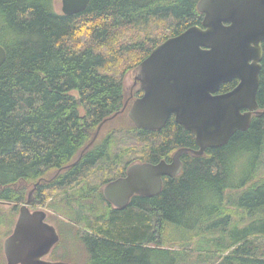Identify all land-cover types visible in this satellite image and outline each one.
<instances>
[{
  "label": "trees",
  "instance_id": "16d2710c",
  "mask_svg": "<svg viewBox=\"0 0 264 264\" xmlns=\"http://www.w3.org/2000/svg\"><path fill=\"white\" fill-rule=\"evenodd\" d=\"M54 1L0 0V203H21L29 185L33 205L54 194L50 207L85 228L86 264H180L190 255L264 264V113L224 146L183 153L157 195H134L123 209L87 179L106 183L132 163L197 149L173 117L160 130L137 128L125 104L142 90L127 91L124 80L156 45L201 24L199 0H90L73 15ZM122 115L128 123L111 124Z\"/></svg>",
  "mask_w": 264,
  "mask_h": 264
},
{
  "label": "water",
  "instance_id": "95a60500",
  "mask_svg": "<svg viewBox=\"0 0 264 264\" xmlns=\"http://www.w3.org/2000/svg\"><path fill=\"white\" fill-rule=\"evenodd\" d=\"M90 0H61V13L84 11ZM201 24L186 28L156 45L137 67L135 79L142 94L128 108L140 129L160 130L173 117L194 136L197 149L180 148L170 162L129 165L124 176L109 181L104 197L116 208L127 207L134 195L152 197L163 179L180 173V156L202 155L224 146L237 131L248 129L253 115H261L256 94L260 83L264 41V0H199ZM6 59L0 45V66ZM237 80L228 92H219ZM31 190L20 209L13 232L4 240L6 264H71L46 260L59 240L46 212H30Z\"/></svg>",
  "mask_w": 264,
  "mask_h": 264
},
{
  "label": "rangeland",
  "instance_id": "374dc122",
  "mask_svg": "<svg viewBox=\"0 0 264 264\" xmlns=\"http://www.w3.org/2000/svg\"><path fill=\"white\" fill-rule=\"evenodd\" d=\"M54 2H55L54 7L56 11L61 12V0H55ZM136 75H137L136 70H130L125 75V80H124L125 88L129 92L131 90V87L137 88L139 86L138 82H136V84L134 85V80ZM73 94L76 93L74 92ZM130 101L131 100L129 99V102ZM127 103L125 105L127 107L125 115H127L128 108L131 105ZM123 116L124 115L114 118L111 124L120 125L122 123L123 124L128 123V121ZM261 170H264V166L262 167ZM88 177L89 178L87 179L92 180L94 183L100 185V189L102 190L105 184L103 183L104 178L94 175ZM32 188L33 186L29 185V187L26 190L27 193L25 195V198L21 203L20 202L17 204H15V202L0 203V264H6V258L3 250V242L5 238L12 232L13 225L18 214V207L25 202L28 193L30 190H32ZM34 192L35 190L32 193L33 199H34ZM39 200L37 204L35 203L36 205L31 204L30 210H34V209L44 210L48 215L47 220L51 222L57 228V230L59 229L60 232L59 233L60 239L57 242V244L54 246L50 255L47 256V259L60 260L71 264H86L87 251L84 248L83 244L81 243L80 239H78V236H81L85 228L79 227L77 223H70L71 221L67 222L64 218L60 217L56 213L54 208L50 207L51 202L55 200L54 194L50 195L48 198L46 197V199L44 200H40V201ZM91 203L92 201L88 199L86 205H90ZM167 237H169V233L166 234V241L168 239ZM188 251L190 252L191 250L188 249ZM205 259H206L205 256L197 257L196 255H190L188 260H185L180 264H204Z\"/></svg>",
  "mask_w": 264,
  "mask_h": 264
},
{
  "label": "flooded vegetation",
  "instance_id": "af4514ba",
  "mask_svg": "<svg viewBox=\"0 0 264 264\" xmlns=\"http://www.w3.org/2000/svg\"><path fill=\"white\" fill-rule=\"evenodd\" d=\"M263 42H264V41H263ZM262 44H263V43H262ZM262 50H263V49H262ZM136 82H138L139 85H140V82H139L137 79L134 80V85L136 84ZM138 87H139V86H138ZM125 105H126V104H125ZM127 113H128V112H127ZM127 116H128V114H127ZM128 118H129V117H128ZM129 119H130V118H129ZM176 152H177V150L174 151V152L171 154V157H170L169 159H161V160H164V161H166V162H170V161L172 160V158H173V156L175 155ZM188 152H189V151H188ZM180 157H181V156H180ZM159 161H160V160H159ZM180 161H181V158H180ZM135 163H139V162H135ZM155 163H157V162H155ZM132 164H133V163H132ZM130 165H131V164H130ZM181 166H182V162H181ZM128 167H129V166H128ZM128 167H127V168H128ZM127 168H126V170H127ZM125 172H126V171H125ZM124 174H125V173H124ZM123 176H124V175H123ZM118 177H121V176H118ZM118 177H115V178H113V179H112V178L109 179V180L104 184V186H105L109 181L114 180V179H116V178H118ZM103 188H104V187H103ZM103 188H102V193H103ZM30 191H31V190H30ZM30 191H29V192H30ZM32 191H34V187H33ZM28 195H29V193H28ZM27 198H28V196H27ZM27 198H26V200H27ZM104 198H105V197H104ZM131 198H132V197H131ZM105 199H106V198H105ZM26 200H25V202H26ZM32 200H33V197H32V199H31V202H32ZM130 200H131V199H130ZM106 201L112 206V208H114V209H119V208L114 207V206H113V205H112L107 199H106ZM25 202L22 203V204L18 207V214H17L16 220H15V222H14L12 232H13L14 227H15V225H16L17 219H18V217H19V215H20V209H21V207L25 204ZM31 202L27 205V207H28V209H29L30 212H33V211H35V210H42V209H34V210H30V207H31V204H32ZM2 203H4V202H2ZM15 204H17V203H15ZM16 209H17V207H16ZM43 211H44V210H43ZM47 217H48V215H47V213H46L45 221L48 222V223H50V224H52L51 222H49V221L47 220ZM52 225H53V224H52ZM53 226H54V225H53ZM54 227H55V226H54ZM55 229L57 230L56 227H55ZM12 232H11V233H12ZM57 232H58V234L60 233V232H59V229L57 230ZM11 233H10V234H11ZM10 234H9V235H10ZM9 235H8V236H9ZM8 236H7V237H8ZM7 237H6V238H7ZM6 238H5V239H6ZM59 239H60V234H59ZM58 241H59V240H58ZM58 241H57V242H58ZM3 243H4V242H3ZM56 244H57V243H55V245H56ZM55 245H54V246H55ZM54 246L51 248V250H50V252L48 253V255H50V253L52 252ZM48 255H46V256L44 257V259L48 260V259H47V256H48ZM51 261H52V260H51Z\"/></svg>",
  "mask_w": 264,
  "mask_h": 264
}]
</instances>
